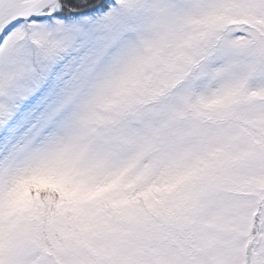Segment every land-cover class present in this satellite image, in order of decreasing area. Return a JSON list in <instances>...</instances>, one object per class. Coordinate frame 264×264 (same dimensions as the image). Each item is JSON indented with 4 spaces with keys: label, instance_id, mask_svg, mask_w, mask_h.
<instances>
[{
    "label": "snow or ice",
    "instance_id": "obj_1",
    "mask_svg": "<svg viewBox=\"0 0 264 264\" xmlns=\"http://www.w3.org/2000/svg\"><path fill=\"white\" fill-rule=\"evenodd\" d=\"M0 264H264V0H0Z\"/></svg>",
    "mask_w": 264,
    "mask_h": 264
}]
</instances>
